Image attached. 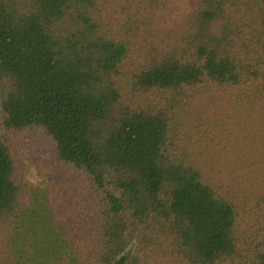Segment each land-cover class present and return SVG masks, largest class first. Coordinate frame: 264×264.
Returning a JSON list of instances; mask_svg holds the SVG:
<instances>
[{"label":"trees","instance_id":"obj_1","mask_svg":"<svg viewBox=\"0 0 264 264\" xmlns=\"http://www.w3.org/2000/svg\"><path fill=\"white\" fill-rule=\"evenodd\" d=\"M166 4L0 0V264H264V0Z\"/></svg>","mask_w":264,"mask_h":264},{"label":"rangeland","instance_id":"obj_2","mask_svg":"<svg viewBox=\"0 0 264 264\" xmlns=\"http://www.w3.org/2000/svg\"><path fill=\"white\" fill-rule=\"evenodd\" d=\"M197 0H167L166 6L160 8L156 17L164 28H174L182 23L186 15L195 7ZM162 15V17H160ZM165 20V21H164ZM32 132H23L13 136V154L17 160L16 173L23 175L26 181L35 186L42 185L43 178L38 174L37 164L40 161H51L53 147L43 136ZM243 235L248 241L258 233L259 240H264V221L254 217L246 219L242 226ZM246 230V233H245Z\"/></svg>","mask_w":264,"mask_h":264}]
</instances>
